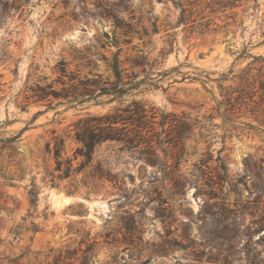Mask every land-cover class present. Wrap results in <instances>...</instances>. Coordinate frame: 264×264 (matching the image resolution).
Returning a JSON list of instances; mask_svg holds the SVG:
<instances>
[{"label": "rangeland", "instance_id": "obj_1", "mask_svg": "<svg viewBox=\"0 0 264 264\" xmlns=\"http://www.w3.org/2000/svg\"><path fill=\"white\" fill-rule=\"evenodd\" d=\"M114 1L0 0V131L3 137L19 134L11 148L0 150V257L23 254L20 264H53L56 256L69 249L76 250L72 256L76 258L61 264H79L80 241L89 233L98 243L87 264H264V230L254 231L264 223V134L250 128L263 129L260 120L264 116L254 113L255 104L249 100L247 106L228 114L226 122L216 114L217 101L222 100L219 85L235 87L238 81L233 76L243 70L255 75L261 67L264 71V60L247 55L264 57V0H240L224 13L205 10V18L197 19L192 27L175 25L179 10L171 1L131 0L129 9L120 11L119 17L144 25L149 35H132L128 43L121 38L119 48L103 45L104 34L112 37L114 29L110 18L99 15ZM152 16L156 33H151L147 20ZM201 23L205 26L199 27ZM117 49L127 73L138 74L145 83L125 99L155 109V118L150 119L148 113L149 120L155 121L154 132L166 137L171 119L191 123L197 119L206 128L200 130L197 124L184 129L183 146L165 145L174 156L168 157L170 168L165 171L135 161L130 153L121 154L119 169L126 175L123 195L108 184L109 193H91L88 198L83 193L69 195L87 202L61 204L58 196L66 194L63 187L67 182L60 189L42 182L44 168L53 166L45 153L52 131L66 139V151L71 155L77 145L70 125L85 112L105 113L117 103L104 107L86 103L83 110L65 105L46 110V105L27 104L26 87L38 76L54 79L60 61L71 71L99 74L112 82L107 60ZM144 58L146 65L130 69L132 61L141 63ZM173 67L176 71H170ZM222 74L227 80H221ZM151 83L156 86L147 88ZM37 111L43 113L32 121ZM162 121L166 122L164 132L159 125ZM105 149L103 145L97 158L108 153ZM207 150L212 159L218 155L228 159L230 179L239 182L237 193L226 195L214 185L211 199L195 194L189 181L198 175L195 165ZM157 154L163 158L160 148ZM245 161L252 171L247 178L243 177ZM209 165L207 172L215 163ZM211 172L209 175H215ZM172 176L186 179L183 191L172 189ZM33 181L39 187L37 209L29 205ZM224 200L234 212L229 220L217 215ZM93 202L99 203L95 209L91 208ZM125 212L135 217L137 229L122 242L129 235L122 228ZM30 222L39 224L41 231H22L15 238L11 229L23 223L30 226ZM249 231L253 232L250 236ZM220 232L227 237L218 239ZM232 234L236 236L230 238ZM114 235L119 243H107Z\"/></svg>", "mask_w": 264, "mask_h": 264}, {"label": "trees", "instance_id": "obj_2", "mask_svg": "<svg viewBox=\"0 0 264 264\" xmlns=\"http://www.w3.org/2000/svg\"><path fill=\"white\" fill-rule=\"evenodd\" d=\"M161 1V0H159ZM179 10V15L175 25H188L192 27L197 19L201 20L205 18L203 15L205 10H208L209 14H216L217 12L224 13L226 10H231L236 7V2L240 0H166ZM131 4V0H117L109 3V5L102 8L99 15L103 18H110L113 26V36L109 37L104 34L106 42L104 46H115L119 48V43L122 38L123 43L129 42V37L132 35H149V31L144 25L138 23L126 22L119 17L120 11L128 10ZM151 22V33H156V18L151 17L147 19ZM210 20H207L206 25H209ZM205 26V24H199V27ZM113 54L110 60H107V66L111 69L114 80L109 82L103 80L99 74H86L82 75L78 71H71L66 66L67 63L60 61L54 68L56 77L50 79L47 76H38V78L28 85L25 93V101L28 104H35L37 106L46 105V110L55 109L58 106L65 105L66 108L83 110L86 109L83 106L86 103H92L94 106L104 107L105 105L117 103L109 111L105 113H93L85 112L70 126L72 129L69 131L72 133V140L77 145L73 149L72 154L68 155L66 151V139L62 135H57L55 131H52V138L46 143L45 153L53 161L51 169L45 167L44 175L42 177L43 184L60 189L63 182L67 184L63 187L67 195H76L83 193L86 198L91 193L98 194L101 192H108L106 187L111 184L123 195L125 189L124 171L119 169L121 164V154L130 153L135 161H142L150 166H156L159 170L165 171L170 168L167 165L168 157H174L169 155V149L165 146H175L177 144L183 146L186 140L184 129H193L197 124L198 128L204 129V124L200 125V121L197 119L195 123L187 122L181 119H171L168 122L169 132L166 137H162L160 134L154 132L152 127L155 121L150 119L155 118V109L147 110L144 104L131 99L129 102L126 97L133 96L132 92L137 91L142 85H144L143 79H138V74L127 73V68L123 67V61H120L118 52ZM254 60H264L262 56H252L247 54ZM125 62H129L128 58ZM147 61H132L130 63V69L135 66H144ZM176 67L171 68L170 71H176ZM257 70V74H251L249 70H243L240 75L233 76V79L237 80L236 86H222L219 85L221 101H217L216 114L223 117L224 121L228 120V114L232 111L248 105V100L255 104L254 113L258 116H264V71ZM145 71L143 67L142 72ZM232 73V71H229ZM90 76V77H89ZM221 80H227V75L222 74ZM156 84H147V88H153ZM146 89H142L141 92ZM258 94L257 100L254 97ZM56 101V103H53ZM27 104L21 106L22 110H25ZM246 108V107H245ZM223 109V111H222ZM43 111H37L32 121L37 119ZM148 113L150 117L148 118ZM58 114V113H56ZM258 116L256 118H258ZM206 119L212 120V116H207ZM231 120V119H230ZM5 122L2 125H5ZM260 123H264V120H260ZM166 122L159 123L164 132V126ZM2 126L0 125V129ZM251 129L258 133L264 134V128L251 126ZM26 128L21 130L22 133ZM150 134V135H149ZM172 134H174L172 136ZM156 136V137H155ZM200 138H205L203 133L199 132ZM19 134L11 137H3V132L0 131V150L11 148V144L17 141ZM208 145L210 144L209 141ZM199 143V141H198ZM105 145L108 153L101 158H97V153L100 152L101 147ZM157 148L163 152V158L161 159L157 154ZM115 149V150H114ZM208 149V148H207ZM212 155L207 152L203 153L196 166L198 175L194 179H190L189 184L195 187V194L207 195L208 199H211V195L217 185L221 191H225L226 195L229 193H237L239 188V182L231 180L229 176V167L227 158L218 155L215 159H212ZM214 162L215 166L211 169L215 175H209L212 172L209 163ZM251 170L248 167L247 161L244 164V178H247L251 174ZM194 176V175H193ZM216 181H214V178ZM169 181L172 183V189L174 191H183L186 179H179L176 176L169 177ZM109 193V192H108ZM39 195V187L33 181L31 188L28 190L29 205L31 208L37 209ZM233 209L230 208L229 203L224 200L222 209L217 213L218 217L222 220H229L230 215L233 214ZM123 218H121L122 228H125L129 233L128 236H123V241L129 240L134 236L137 229V222L135 217L129 212H125ZM27 216L31 217V214L27 213ZM47 219V215H44ZM25 221V218H22ZM14 237H19L22 231H31L33 234L41 231L39 224L30 222V226L23 224H17L12 229ZM264 230V223H260L254 230ZM253 232L249 231V236ZM109 233L105 238L108 240ZM236 235L232 234L230 238H234ZM115 237V235H114ZM112 237V243H119L117 237ZM226 234L219 233L218 239L226 238ZM97 238L90 237V234H85L80 241V248L78 251L82 253L79 259V264H87L90 260L89 257L93 251L94 245H96ZM82 245H85L82 248ZM76 250H65V254L62 252L56 256L53 260V264H61L65 259L76 258ZM23 254L18 257L2 256L0 257V264H20ZM78 260V259H76Z\"/></svg>", "mask_w": 264, "mask_h": 264}, {"label": "water", "instance_id": "obj_3", "mask_svg": "<svg viewBox=\"0 0 264 264\" xmlns=\"http://www.w3.org/2000/svg\"><path fill=\"white\" fill-rule=\"evenodd\" d=\"M59 194H61V193H59ZM64 195H65L66 197H73L75 201H76V200H80V201H85V202H87V200H85L84 198H82V197H80V196H69V195H66V194H64ZM98 205H99L98 202H93V203H91V208L95 209V208H97Z\"/></svg>", "mask_w": 264, "mask_h": 264}, {"label": "bare ground", "instance_id": "obj_4", "mask_svg": "<svg viewBox=\"0 0 264 264\" xmlns=\"http://www.w3.org/2000/svg\"><path fill=\"white\" fill-rule=\"evenodd\" d=\"M58 197L60 198V203L61 204L62 203H71V202L75 201L73 197H66L63 194H60Z\"/></svg>", "mask_w": 264, "mask_h": 264}]
</instances>
